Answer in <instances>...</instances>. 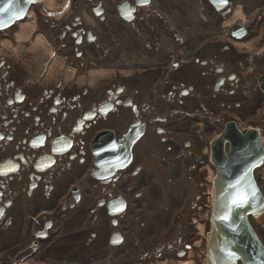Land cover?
<instances>
[{
    "label": "flooded vegetation",
    "instance_id": "flooded-vegetation-1",
    "mask_svg": "<svg viewBox=\"0 0 264 264\" xmlns=\"http://www.w3.org/2000/svg\"><path fill=\"white\" fill-rule=\"evenodd\" d=\"M232 1L218 10L208 0H85L98 10V42L73 15L51 23L69 37L67 56L131 77L81 95L37 90L0 54V171L15 166L0 174L2 264L149 261L195 234L188 221L215 171L220 112L246 119L262 101L240 85L249 55L219 46ZM133 120L143 132L128 164L98 166L94 134L117 140Z\"/></svg>",
    "mask_w": 264,
    "mask_h": 264
},
{
    "label": "water",
    "instance_id": "water-1",
    "mask_svg": "<svg viewBox=\"0 0 264 264\" xmlns=\"http://www.w3.org/2000/svg\"><path fill=\"white\" fill-rule=\"evenodd\" d=\"M31 2H34V0H22V3H19L18 0H0V28L19 18ZM218 175L215 186V209L207 240L208 255L204 264H212L214 259L217 264H235L237 259H240L242 264H245L248 259L247 253L251 252L249 244L256 246L259 251L264 253L246 220L247 213L257 215L260 212L259 205L264 201L257 190H255L257 196L250 199L249 203L239 207L229 203L227 195L234 196L241 188L238 186L226 188L225 175L221 170H219ZM245 185V190L256 189L251 180L250 170L245 173ZM229 209L231 210L229 211ZM222 216H227L239 224V230L237 232L234 231L235 234L232 233V238H228L224 229H222L220 223ZM220 251H222V255H220ZM229 251L235 255L229 257L227 254Z\"/></svg>",
    "mask_w": 264,
    "mask_h": 264
},
{
    "label": "snow or ice",
    "instance_id": "snow-or-ice-1",
    "mask_svg": "<svg viewBox=\"0 0 264 264\" xmlns=\"http://www.w3.org/2000/svg\"><path fill=\"white\" fill-rule=\"evenodd\" d=\"M131 14V10L126 14V18L130 17ZM15 170V166L14 165H9L6 169H4L3 171H0V174H4L6 171H12ZM257 196V193L255 191V189H251V190H240L237 191L233 198H232V204L239 207V206H243L244 204H247L250 202V199L255 198ZM122 210V206L120 208H115L114 211H119ZM231 209H229L230 211ZM222 219L227 220L228 217L225 216ZM229 257L234 256L235 254L232 252H228L227 253Z\"/></svg>",
    "mask_w": 264,
    "mask_h": 264
},
{
    "label": "rangeland",
    "instance_id": "rangeland-1",
    "mask_svg": "<svg viewBox=\"0 0 264 264\" xmlns=\"http://www.w3.org/2000/svg\"><path fill=\"white\" fill-rule=\"evenodd\" d=\"M34 9V12H37L38 11V7H36V6H34L33 7ZM59 52H61V50H59ZM251 66H255V68L257 69V72H258V69H259V65H258V61H256L253 65H251ZM256 69H255V71H256ZM262 71H264L262 68L260 69V72H262ZM252 76H254V74L252 75ZM54 76H52V78H53ZM262 129H263V131H264V124L262 125V127H261ZM264 136V135H263ZM255 228H257L258 229V225H256L255 224Z\"/></svg>",
    "mask_w": 264,
    "mask_h": 264
},
{
    "label": "bare ground",
    "instance_id": "bare-ground-1",
    "mask_svg": "<svg viewBox=\"0 0 264 264\" xmlns=\"http://www.w3.org/2000/svg\"><path fill=\"white\" fill-rule=\"evenodd\" d=\"M37 45H40V44H39V41H36L35 46H37Z\"/></svg>",
    "mask_w": 264,
    "mask_h": 264
}]
</instances>
